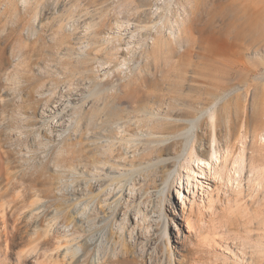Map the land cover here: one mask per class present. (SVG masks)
Returning a JSON list of instances; mask_svg holds the SVG:
<instances>
[{
    "label": "rangeland",
    "instance_id": "374dc122",
    "mask_svg": "<svg viewBox=\"0 0 264 264\" xmlns=\"http://www.w3.org/2000/svg\"><path fill=\"white\" fill-rule=\"evenodd\" d=\"M233 1L0 0V49L5 64L0 68V151L10 153L16 173L15 186L5 199L12 205L22 193L42 190L45 197L38 224L42 239H52L50 244L39 245L33 227L28 226L6 251L1 243L0 264H145L140 259L143 247H151L150 252L163 250L161 264H264V193L253 201L247 195L242 203L234 198L232 204L223 200L215 213L206 211L205 194L200 198L204 220L191 232L188 245L178 243L171 220L158 231V224L166 220L164 210L172 215L167 204L164 209L161 177L170 171L174 176L178 164L169 170L160 168L177 157L163 156L152 162L142 158L136 169L129 162L138 155L156 157L158 146L183 134L194 139L197 154L202 142L211 141L212 148L224 149L231 124L237 151L246 140L248 153L253 154L255 135L264 134V45H247L244 50L224 39L197 42L200 31L212 35L206 23L215 26L229 21ZM116 17L127 20L130 29L119 32ZM85 18L93 19L88 29L80 23ZM96 29L103 34L110 31L111 36L134 34L127 63L109 71L118 63L117 55L103 66L89 61L90 56L102 55L89 53ZM95 83L100 90L117 91L124 97L121 104L130 105L126 120L103 124V116L91 113L100 105L98 97L89 96L85 103L83 99ZM214 83L224 87L213 95L202 94L204 86ZM137 98L154 112V118L134 112V103L129 101ZM193 99L202 103L184 102ZM214 107L218 108L215 142L207 112ZM183 108L190 111L186 118L169 113ZM205 118L207 130L194 138L202 130L198 122ZM176 123L188 126L179 132H162ZM129 128L136 134L131 135ZM111 129L119 133L108 136ZM124 135L125 140L131 138L129 144L121 141ZM253 159L264 164L257 152ZM180 169L187 174L186 164ZM134 183L136 187L130 189ZM176 184L173 180L170 200L184 221ZM117 203L128 209L127 215L119 212ZM57 228L66 235L60 240ZM117 239L129 241L138 251L124 252L122 244L113 242ZM67 240L80 245L71 261L63 257L65 245L61 244ZM110 256L113 261L108 263ZM156 256L159 259L160 254Z\"/></svg>",
    "mask_w": 264,
    "mask_h": 264
},
{
    "label": "bare ground",
    "instance_id": "6f19581e",
    "mask_svg": "<svg viewBox=\"0 0 264 264\" xmlns=\"http://www.w3.org/2000/svg\"><path fill=\"white\" fill-rule=\"evenodd\" d=\"M23 1H25V3H28L29 0ZM231 11L232 13L227 23H224L225 21H223L222 25L215 26H208L209 24L206 23V28L211 32L212 35H206L204 31H200L201 35L197 40L198 45L200 43H203L205 40H210L212 38L224 39L228 44H239L244 50L247 49V45H259L262 47L264 45V0H235L231 4ZM194 18H196V16H193V19ZM114 20L115 25H117L119 29V32H122L121 30L127 31L130 29V25H128L127 20H122L120 17H116L114 18ZM80 23H84V26H86L88 29V26H92L93 19L85 18ZM201 30L204 29L201 28ZM94 33L95 37L93 38V43L95 45L91 48L89 53L93 54L94 52L99 51L102 53V55H100L101 57H98L96 54L95 56H90L89 61L99 62L103 66L105 63L111 62L109 61V58L117 55L118 63H115L114 66L109 69V71L114 68H119V65L127 63V55L128 53H130V48L133 49L132 43L135 42L132 39L134 37V34L123 35L122 33H120L119 35L111 36L110 31H106L105 34H103L102 29H96ZM106 34L109 35L106 36ZM116 41H119V43H116ZM109 43H112L113 47H110ZM134 47L138 46H135L134 44ZM0 51V68H2L5 66V64H3V50L0 49ZM119 53H121V56L119 55ZM121 57H123L122 60H120ZM109 71L107 70L103 74L106 76L109 74ZM193 79L197 82L202 81L201 78ZM214 84L216 85L212 87L204 86L203 88L202 86H200V89L203 88L202 94L208 93L213 95L218 88L224 87V84ZM102 92L103 95L100 97ZM92 95L98 97L100 105L97 106L91 113H94V115H96L97 117L103 116V124L110 123L112 121L119 122L121 120H126L129 114L128 112L130 105L129 107H127L121 104V102L125 99L123 96L119 95L117 91L110 93L109 90H100L97 88L95 83L92 85L91 90L83 99V103L88 101L87 99H89V96ZM129 102L134 103V105L132 106L134 107V112H144L146 114L145 119L154 118V112L147 110V107L142 102V99L137 98L134 101ZM184 102H190L191 106H196L198 103H202L198 99L184 100ZM206 104L207 103H205V105ZM217 110L218 108L216 107L207 109L211 126L213 128V135L216 137V139L213 138L214 142L217 140L215 129V126L217 125ZM169 113L171 116L182 119L188 117L190 111L183 108L181 110H170ZM86 114H88V112H86ZM207 120L208 119L205 118L198 122V125L202 130L200 133H196L194 135V138L195 136L201 137L205 133L207 127H205L204 124L205 122H207ZM125 122L123 121L122 124H124ZM194 124L195 123L193 121V125ZM187 126L188 124L182 123H176L174 125L171 124L168 127L165 126L162 132L164 133L169 130H172L173 132H179L181 129L186 128ZM230 128V139L224 149L216 145L214 148H212L211 141L208 143L202 142L201 146L203 148L200 149L197 154L194 151V139H190L188 135L186 136V134H183L182 136L176 137L173 140H170L169 142L158 146L156 148V157H144L142 155H138L129 160V162L131 163V168L136 169L142 165V158H146L147 161L152 162L154 160L156 161L159 158H162L163 156L177 157V159L165 162L160 168L161 170H169L170 168L178 164V168L175 169L174 176L172 174V171H170L163 174L161 177L164 183V187L162 189V201L164 209L165 204H167L168 207L171 208L170 211L172 210V215L171 212L169 213L168 211L164 210L166 220L162 224L161 222L158 224L160 226V229H158V231H163L164 228L166 229L168 221L171 220L173 223H175V227L178 231V235L176 237V241L178 243L183 242V244L188 245V242L191 239V232L193 230H196L204 220L201 217L204 214L203 213L201 215V213L204 212V204H201L203 201H200V198L203 199L205 194H207L208 197V203L206 202L207 204L204 205L206 211L215 213L218 209V204L220 202H223V200L231 203L234 198L236 202L242 203L241 201L244 200L243 198H245L247 195L250 197V200L253 201L255 198L259 197L261 193H264V164H257L253 159L254 152H257L258 155L264 157V153L262 152V150L264 149V134L262 133V135L259 136L258 134L255 135V140H253L255 150H253V154H249L248 142L246 140H243L239 151H237L236 144L233 143L231 139L234 134L235 127L231 124ZM129 129H132L131 135L136 134L133 128ZM242 132L243 131H241V134H243ZM118 133L119 132L117 130L111 129L108 132V136H114ZM125 139L126 136L124 135L121 138V141H124ZM159 140H162V142L165 141V139ZM125 141L127 142V144H129L132 140L130 138ZM1 147L3 148V146ZM207 152L215 155V159L213 160L211 157H208V155L206 154ZM9 158L10 153H8L6 149L0 151V221H2L4 228L0 231V233H2L0 234V247H2L4 244L3 248L6 251L9 245L12 244L11 246H13L16 243L17 238L22 237L24 231L26 230V227L28 226H30L31 228L33 227L34 233L37 234L36 240H38L39 245L45 246V244H50L52 242V239H42V232L40 231L41 228L38 224V222L42 219L40 209L44 204L43 199L45 197V193L38 188H36L37 190L34 189V192H24L19 195V199L13 200L12 205L5 199L6 194H8L13 186H15L13 180L16 177V173L12 171L11 160ZM182 160L183 162L181 163ZM185 164L186 168L188 169L186 175H184L180 169V167L185 166ZM173 180L177 181L175 189L177 190V194L179 196L176 199H178V202H181V204L183 205L182 220L184 221L179 220L180 214L177 212L175 206L172 205V202L170 200ZM120 181H122V179ZM152 181H155V179L152 178ZM37 183H39V180H36V184ZM136 185L137 184L134 183L129 188L134 189ZM139 189L142 190L143 186H140ZM148 189L149 187H146L144 191H147ZM229 191H231L232 193L234 192L233 197L231 196ZM34 195H36V198L31 199V197ZM116 205L119 209V212L124 210L123 216L128 214V209H126L123 204H120L119 206V203H117ZM195 214L197 218H195ZM69 217L70 213L66 212V218ZM194 218L196 219V221ZM148 227L149 226L147 225L146 228ZM128 230L133 232L135 230V227H128ZM46 231L48 230L43 231V233ZM55 233L58 240L66 236L61 233L60 228H57L55 230ZM1 240L4 243L1 242ZM120 241L121 240L117 239L113 242L116 245L120 243ZM60 243L61 242H59V245ZM120 244H122V250L126 253H135L138 251L136 247L132 248L129 241ZM63 245H65L63 253L64 259L71 261L73 258L77 257V255L79 254L80 245L75 246L73 240H67L65 244H61V246ZM85 246H87V244H85ZM150 249L151 247H149L148 249L146 247H143L142 250H146V254L143 253V251L140 252L141 261L145 264H148V259H151V262L149 264H161L163 262L164 256L163 250L161 251L160 249H156L155 251L150 252ZM158 253L160 254L159 259L156 256ZM119 260L120 258H118V261ZM112 261L113 259L110 256L107 262L110 263Z\"/></svg>",
    "mask_w": 264,
    "mask_h": 264
}]
</instances>
